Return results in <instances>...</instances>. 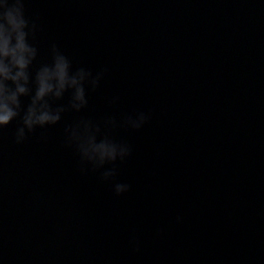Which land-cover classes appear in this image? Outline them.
<instances>
[{
  "label": "water",
  "instance_id": "95a60500",
  "mask_svg": "<svg viewBox=\"0 0 264 264\" xmlns=\"http://www.w3.org/2000/svg\"><path fill=\"white\" fill-rule=\"evenodd\" d=\"M26 12L37 66L56 42L108 71L83 112L22 144L17 122L0 130V264H264V3L27 0ZM138 110L142 129L111 131L132 147L118 196L81 173L64 127Z\"/></svg>",
  "mask_w": 264,
  "mask_h": 264
},
{
  "label": "clouds",
  "instance_id": "9594fccd",
  "mask_svg": "<svg viewBox=\"0 0 264 264\" xmlns=\"http://www.w3.org/2000/svg\"><path fill=\"white\" fill-rule=\"evenodd\" d=\"M26 3L27 0H0V130L17 122V144L24 143L37 129L60 124L65 112L86 110L89 90L98 89L108 71L106 66L94 71L74 65L56 42L50 44V59L37 66V23L27 14ZM66 95L67 104L56 103ZM22 98H28V103ZM118 100L114 96L110 102ZM150 115L138 110L120 120L112 116L101 120L81 117L66 124L65 143L79 156L81 173H98L99 180L109 183L118 196L128 193L131 184L118 179V165L130 157L132 147L126 140L116 139L111 131L118 127L138 131L148 123ZM182 221L178 215L176 222Z\"/></svg>",
  "mask_w": 264,
  "mask_h": 264
}]
</instances>
